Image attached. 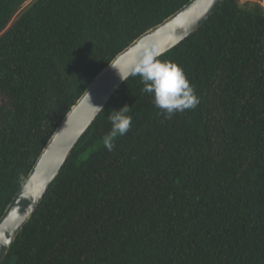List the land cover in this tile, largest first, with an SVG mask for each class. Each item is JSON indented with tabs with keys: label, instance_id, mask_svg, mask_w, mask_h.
<instances>
[{
	"label": "trees",
	"instance_id": "16d2710c",
	"mask_svg": "<svg viewBox=\"0 0 264 264\" xmlns=\"http://www.w3.org/2000/svg\"><path fill=\"white\" fill-rule=\"evenodd\" d=\"M25 1L0 0V216L96 74L188 0H34L13 18ZM161 59L199 104L166 118L129 76L1 264H264V10L223 0Z\"/></svg>",
	"mask_w": 264,
	"mask_h": 264
},
{
	"label": "water",
	"instance_id": "95a60500",
	"mask_svg": "<svg viewBox=\"0 0 264 264\" xmlns=\"http://www.w3.org/2000/svg\"><path fill=\"white\" fill-rule=\"evenodd\" d=\"M222 2L188 0L160 23L135 38L96 74L57 125L0 216V264L17 234L43 200L71 151L100 113L96 112L93 105L104 108L125 81L120 78V74L132 70L139 47L151 44L168 51L196 31Z\"/></svg>",
	"mask_w": 264,
	"mask_h": 264
},
{
	"label": "clouds",
	"instance_id": "9594fccd",
	"mask_svg": "<svg viewBox=\"0 0 264 264\" xmlns=\"http://www.w3.org/2000/svg\"><path fill=\"white\" fill-rule=\"evenodd\" d=\"M166 49H160L151 44L139 47L135 63L128 73L120 74L124 81L128 76H139L143 85L142 92L151 96L154 106L166 118L174 113H182L194 109L199 104V97L188 80L183 68L176 62L161 59ZM97 113L103 112V107L93 105ZM128 105L113 109L108 116L110 130L103 136V147L111 152L115 140L128 132L132 123Z\"/></svg>",
	"mask_w": 264,
	"mask_h": 264
},
{
	"label": "rangeland",
	"instance_id": "374dc122",
	"mask_svg": "<svg viewBox=\"0 0 264 264\" xmlns=\"http://www.w3.org/2000/svg\"><path fill=\"white\" fill-rule=\"evenodd\" d=\"M34 0H26L21 7L17 10V12L15 13L14 17L18 14H20L25 8H27L28 5H30ZM239 1H248L249 3L252 4H258L263 10H264V0H239ZM12 18V20H13Z\"/></svg>",
	"mask_w": 264,
	"mask_h": 264
}]
</instances>
